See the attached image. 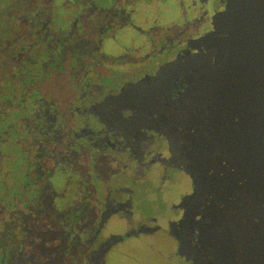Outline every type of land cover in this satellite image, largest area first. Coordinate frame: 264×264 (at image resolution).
Masks as SVG:
<instances>
[{"label":"flooded vegetation","instance_id":"obj_1","mask_svg":"<svg viewBox=\"0 0 264 264\" xmlns=\"http://www.w3.org/2000/svg\"><path fill=\"white\" fill-rule=\"evenodd\" d=\"M235 4L0 0V264H264V157L188 112Z\"/></svg>","mask_w":264,"mask_h":264},{"label":"water","instance_id":"obj_2","mask_svg":"<svg viewBox=\"0 0 264 264\" xmlns=\"http://www.w3.org/2000/svg\"><path fill=\"white\" fill-rule=\"evenodd\" d=\"M230 1L236 12L222 35L187 60L193 66L188 112L225 122L215 134L224 138L231 165L240 158L250 168L264 157V0Z\"/></svg>","mask_w":264,"mask_h":264},{"label":"rangeland","instance_id":"obj_3","mask_svg":"<svg viewBox=\"0 0 264 264\" xmlns=\"http://www.w3.org/2000/svg\"><path fill=\"white\" fill-rule=\"evenodd\" d=\"M143 258H150V256L148 255L147 252H146V253L143 252ZM152 262H153V261H152ZM153 263H156V264H157L156 261H154Z\"/></svg>","mask_w":264,"mask_h":264}]
</instances>
